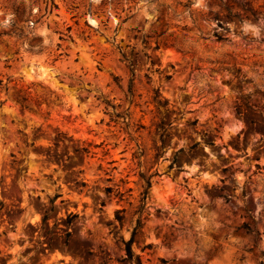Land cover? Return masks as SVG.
Instances as JSON below:
<instances>
[{"label": "rangeland", "instance_id": "obj_1", "mask_svg": "<svg viewBox=\"0 0 264 264\" xmlns=\"http://www.w3.org/2000/svg\"><path fill=\"white\" fill-rule=\"evenodd\" d=\"M249 1L256 20L232 0H0V264H128L141 175L140 264H264Z\"/></svg>", "mask_w": 264, "mask_h": 264}, {"label": "trees", "instance_id": "obj_2", "mask_svg": "<svg viewBox=\"0 0 264 264\" xmlns=\"http://www.w3.org/2000/svg\"><path fill=\"white\" fill-rule=\"evenodd\" d=\"M233 2L236 3L237 7H239L243 12L244 14L245 13H249L251 16H253L254 18V12L252 11V9L249 7L250 5V1L249 0H232ZM226 10L228 11V13L231 15V10L230 8H227L226 7ZM231 17H234L238 20L239 23L242 22V19L240 18V16L238 14H235V15H231ZM254 20H256V18H254ZM217 26L219 28L222 29L221 27V22L220 21H217ZM216 39L218 41H222L223 38L215 35ZM156 49V48H155ZM129 93L131 94V87L129 88ZM126 116L128 117V114H125V113H116L114 112L112 114V117L110 119L111 122H117V120L119 118L123 119V120H126ZM128 127V125H126ZM138 129H142V127L138 126L137 130ZM163 132V131H162ZM161 132V133H162ZM161 138H163V134H161ZM137 151L136 153H134V158H137V159H140L142 156H143V152L142 150L139 148V146H137ZM258 168V167H257ZM141 178L143 180V191L141 193V197L139 198V205L137 207V209L135 210L134 212V216L136 217L135 219V224H134V227L132 229V232H131V236L130 238L127 240V241H123V245H124V252H125V255H126V262L128 264H140V260H139V257L137 255L134 254V252L132 251V243L134 241V238H135V235H136V232L137 230L140 228L141 226V223H142V215L145 213V211L147 210L148 207V204H149V188H150V178L151 176L149 177H144L141 175ZM224 180H221V182H223ZM220 190V189H219ZM105 192L107 194H110L111 193V189L110 188H106L105 189ZM127 192H130V190H128ZM122 196H123V193H120L118 192V197L120 200H122ZM242 197H243V192H242ZM122 212L123 210H116L115 211V221H117L118 223V226L119 227H122V224H123V215H122ZM252 222H254V220L252 219ZM241 228L244 230V232L246 234H254L255 236H258L259 235V232L258 231H253L251 230V228L249 227L248 224L246 223H243L241 225ZM149 247V246H147ZM264 254L261 253V257H263ZM258 264H263L262 261H260Z\"/></svg>", "mask_w": 264, "mask_h": 264}]
</instances>
